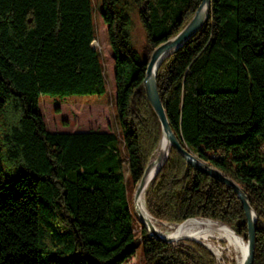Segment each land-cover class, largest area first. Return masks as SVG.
I'll use <instances>...</instances> for the list:
<instances>
[{"label": "trees", "instance_id": "obj_1", "mask_svg": "<svg viewBox=\"0 0 264 264\" xmlns=\"http://www.w3.org/2000/svg\"><path fill=\"white\" fill-rule=\"evenodd\" d=\"M201 0H102L114 54L117 131L46 127L42 96L107 94L93 0H0V264H218L202 244L137 232L130 199L161 136L144 77L156 47ZM204 27L161 64L159 93L184 149L236 181L258 215L254 264H264V0H211ZM146 33L130 42L131 12ZM159 222L204 218L247 240L232 189L174 149L146 192Z\"/></svg>", "mask_w": 264, "mask_h": 264}, {"label": "rangeland", "instance_id": "obj_2", "mask_svg": "<svg viewBox=\"0 0 264 264\" xmlns=\"http://www.w3.org/2000/svg\"><path fill=\"white\" fill-rule=\"evenodd\" d=\"M101 3L102 0H93L94 13H95L94 23L96 29V38L95 41H93L94 43H92V47L101 56L105 79L107 83L106 86L107 94L102 97L71 96L67 98H61V97H52V96H42L40 103V111L44 117L46 127L49 131L108 132V131H117L118 129L117 119L115 115L116 91H115V80H114V72H115L114 54L109 45L107 25L103 22V19L101 18ZM130 17H131V26L129 28L130 42L133 45V47H135L139 52H142L143 47L146 44V33L138 18L137 11L133 10L130 14ZM161 137H162V132H161L160 140L148 162L147 167L149 166V164H151L153 157L155 156L156 152L159 150L158 146L161 141ZM138 186L139 184L136 185L134 188H132L131 189L132 191L130 193V199H131L134 219L136 222L137 232L141 230L142 226L145 227L141 223L140 218L136 212L135 194L137 192ZM162 223L174 225V226L180 225L169 222H162ZM147 231L149 230L147 229ZM183 241H190V240H182L180 242H177V244H180ZM212 242L214 245L220 247L221 249L220 257H218L217 254L214 255L212 253L216 257L218 264H237V254L228 249L229 245L227 241L225 240L221 241L218 240V238H215L212 240ZM143 253H144L143 247L142 245H139L134 255H132L131 258H129L124 264H145Z\"/></svg>", "mask_w": 264, "mask_h": 264}, {"label": "water", "instance_id": "obj_3", "mask_svg": "<svg viewBox=\"0 0 264 264\" xmlns=\"http://www.w3.org/2000/svg\"><path fill=\"white\" fill-rule=\"evenodd\" d=\"M211 0H201V3L194 13L191 20L188 22V24L174 37L166 40L162 44H160L158 47H156L150 57V60L148 61L147 67H146V73L144 77V87L147 99L156 114L160 124H161V132L162 137L161 141L159 143L158 149L161 147L162 143L165 141L170 146V150L174 149L176 150L185 160L188 164H190L195 170L206 174L207 176H210L214 178L215 180L221 182L222 184L226 185L230 189L234 191V193L238 196L242 207L245 212V216L247 219V227H248V233H247V254L245 257V260L243 264H254L255 259V250H256V223L258 220V215L254 211L249 196L246 194V192L243 190V188L232 178L226 176L222 171L218 170L217 168L209 165L208 163L204 162L200 158H198L195 154H193L190 150L184 149L177 138L176 134L173 132L170 122L168 120L164 105L162 103L160 93H159V87L157 82V73L161 66V64L168 58L171 54L176 52L178 49H180L184 44L189 41L193 36H195L208 22L210 14H211ZM169 157V154L166 156H161L159 159L161 161V164L157 170L156 175L158 174L160 168L165 164ZM151 164L147 167L145 170V173L139 183L137 192L135 194V199L137 200L141 194L144 192V189L146 187V183L144 181L145 176L148 172V169ZM156 177V176H155ZM196 219H202V220H210L211 219H204V218H193L189 220H196ZM188 221V220H187ZM186 222V221H185ZM217 222V221H215ZM219 223V222H218ZM227 226V225H224ZM152 236L155 238L173 243L174 245H177V243L173 242L172 239L168 237H163L156 233L155 231H149ZM189 240V239H186ZM194 242H198L195 240H190ZM202 245H204L208 250H210L207 245H205L202 242H199ZM211 253L216 255L212 250H210Z\"/></svg>", "mask_w": 264, "mask_h": 264}, {"label": "bare ground", "instance_id": "obj_4", "mask_svg": "<svg viewBox=\"0 0 264 264\" xmlns=\"http://www.w3.org/2000/svg\"><path fill=\"white\" fill-rule=\"evenodd\" d=\"M170 146L162 143L159 150L156 152L148 172L145 176L146 187L141 196L136 200V212L140 218L141 223L149 230L155 231L163 237L172 239L173 242L177 243L182 240H195L202 242L212 250L218 257L221 256L220 247L213 244L212 240L218 238V240L227 241L230 251L237 254V264H243L247 254V242L244 238L240 237L233 229L228 226H224L221 223L210 221V220H190L180 225L174 226L164 224L155 219L147 209L146 206V192L153 182L157 170L161 164L160 157L170 154Z\"/></svg>", "mask_w": 264, "mask_h": 264}]
</instances>
